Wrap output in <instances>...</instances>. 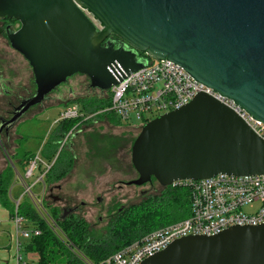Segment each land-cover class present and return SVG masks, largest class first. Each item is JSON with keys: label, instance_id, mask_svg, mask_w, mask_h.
Instances as JSON below:
<instances>
[{"label": "water", "instance_id": "obj_1", "mask_svg": "<svg viewBox=\"0 0 264 264\" xmlns=\"http://www.w3.org/2000/svg\"><path fill=\"white\" fill-rule=\"evenodd\" d=\"M0 17L19 21L8 27L9 42L37 85L1 120L0 135L75 74L110 89L145 65L140 52L179 64L264 122V0H0ZM131 157L138 177L127 184L138 186L261 174L264 139L230 106L199 93L146 121ZM141 264H264V222L177 238Z\"/></svg>", "mask_w": 264, "mask_h": 264}, {"label": "built area", "instance_id": "obj_2", "mask_svg": "<svg viewBox=\"0 0 264 264\" xmlns=\"http://www.w3.org/2000/svg\"><path fill=\"white\" fill-rule=\"evenodd\" d=\"M84 11L97 29L101 30L103 26L100 21L88 10ZM110 90L111 106L105 110L114 113L130 126L133 114L141 120L142 125L165 112L182 107L199 93H207L235 110L255 133L264 139L263 121L255 118L232 99L198 81L184 67L169 59L147 60L144 66L125 73ZM78 109L75 104L66 107L61 111L56 123L65 119H77L82 114ZM77 125L60 142L62 147L71 142L70 138L75 134ZM8 162L14 172L15 181L21 187L20 194L12 201L14 209L11 220L15 228L12 239L17 248L13 264H30V253L37 254L28 252V259H25L18 252L22 246L20 236L29 237L30 231L36 235L40 233L37 228L30 230L25 225L26 217L20 212V205L25 201L29 202L49 228L65 241L67 248L78 252L85 264H141L146 257L163 250L177 238L192 234L212 235L233 225H258L264 222V173H220L199 180H178L168 186L189 188L191 214L187 218L145 234L123 246L106 260L96 263L78 251L48 209L47 199L51 186L47 182V175L54 161L46 162L40 153H36L22 173L10 157ZM38 257L37 254V260Z\"/></svg>", "mask_w": 264, "mask_h": 264}, {"label": "rangeland", "instance_id": "obj_3", "mask_svg": "<svg viewBox=\"0 0 264 264\" xmlns=\"http://www.w3.org/2000/svg\"><path fill=\"white\" fill-rule=\"evenodd\" d=\"M1 18L0 25H3L5 22ZM19 25L20 23L17 20L12 25L11 23L8 24L7 29L8 27L17 29ZM110 37L117 39L113 34ZM116 41L119 43L120 39ZM24 64H26L25 67ZM0 72L5 78L7 90L11 92V94L4 93L0 86V114L3 115L1 120L10 119L12 116L9 112L13 110V107L8 102L13 101L17 104L19 98L27 94L34 95L37 85L29 62L20 52L12 48L9 40L1 33ZM87 82V77L75 75L58 89L64 91L62 97L55 92L51 95V99L48 97L44 102L28 110L21 121L11 128L9 137L8 134L4 135L5 131L3 132V136L0 137L3 140L0 143V172L5 167L10 166L8 162L10 157L22 173V166L15 161L16 158L20 157L16 156L14 158L13 155L17 149L21 146L24 151H31L32 155H35L42 150L45 141L51 140V133L58 125L56 120L64 109L63 104L60 105L64 98L69 97L73 101V105H77V102L81 104L79 101L82 99H87L90 102V100H96L95 98L101 95V92L97 89H95L94 94L89 93V91L93 92L94 87L86 86ZM68 90L71 91V97L66 92ZM73 92L75 93L73 94ZM104 95L110 98L108 92ZM43 108L45 110L40 114L41 116L39 115V119L44 121L35 118V116L30 117L32 116L30 114L35 115L37 111ZM28 115L30 116L26 117ZM130 122L131 126L127 122L119 125L108 116L96 115L87 120L85 124L77 127L76 134L68 147L74 155L73 164H71L72 161L60 160L65 164L64 166L71 165V169L52 184L55 188V195L60 197V201L54 203L55 206L61 208L79 207V213L85 217L91 228L99 233L105 230L109 218L116 214L120 207L139 202L142 197L141 191L152 190L158 192L160 190V184L156 180L152 181V184L146 183L141 186L127 184L128 181L138 177L132 163L131 151L132 145L140 132L138 127L141 125V120L133 114ZM17 133L24 135L25 138L21 140ZM62 148L60 144L57 155L61 153ZM10 168L12 169L11 166ZM18 192L19 187L14 190V193L18 194ZM47 202H49V199H47ZM48 207L50 213H53L51 207ZM5 221L0 225V257L12 256L14 258L17 249L16 244H10L11 239L6 233L9 232L11 238L13 237L11 233H15L14 223L11 219ZM24 240L26 238L20 236L21 243ZM18 252L25 259H28V252L24 247L21 246Z\"/></svg>", "mask_w": 264, "mask_h": 264}, {"label": "trees", "instance_id": "obj_4", "mask_svg": "<svg viewBox=\"0 0 264 264\" xmlns=\"http://www.w3.org/2000/svg\"><path fill=\"white\" fill-rule=\"evenodd\" d=\"M16 21L17 20L14 18H11V20L4 19L5 24L0 25V33L8 40L7 25L10 24V22H12V25ZM113 36H116L118 39L117 35L113 34ZM140 56L144 57L146 60L153 59V57L145 52H140ZM75 75L87 77L88 82L86 83V86L89 87L90 85V87L93 88L91 82H89L90 78L87 75ZM75 75L72 77H75ZM72 77H70L68 81ZM5 82L2 72H0V86L2 91L11 94V92L7 90ZM62 85L63 84L61 83L56 90L49 94L50 99L51 95L57 92ZM95 89L99 90L101 95L96 97V100H90V102H88L87 99H82L79 101L81 104H78L76 101L79 107L78 110L82 113L81 116L77 117V119H65L63 122H59L51 133V140H47L42 148V158H46L49 162L54 161L47 175V182L50 186H52L53 182L59 180L65 172L71 169V165L64 166L65 164L60 161L61 159L62 161H72L71 164H73L74 155L70 151V148H68L70 143L66 145L65 153V147H63L62 151H60L61 153L57 155L60 142L72 128L77 124V127H80L92 116L96 115L108 116L117 122V124L123 125L121 124L123 122L120 118L114 113L105 110V108L111 106V90L94 87L93 92L88 91L89 93L94 94ZM107 92L110 94V98L104 95ZM74 93L75 92H73V94ZM69 95L71 97L72 94L70 93ZM30 96H32V94H27L26 96L19 98L17 104L13 103V101H9L8 104L13 107V110L9 112L10 116H13L12 112H14L16 106L20 105L24 99ZM62 103L65 105L64 109L71 104L73 105V101H71L69 97L64 98ZM2 116L3 115L0 114V122ZM87 116L89 119L86 118ZM142 126L143 124L138 128L141 130ZM74 135L71 136L70 141L73 139ZM2 136L3 133L0 137ZM5 148L7 149V147ZM50 148L53 150H49ZM15 155L20 158L23 157V160L20 161L22 168L26 167L29 164L30 159L34 157L31 151H24L21 146L17 149ZM56 155L57 157L54 159ZM13 176L14 172L10 166L5 167L0 173V201L5 206L11 208V213L13 212L14 207L10 204L8 191ZM155 180L156 179L153 178V181ZM159 189L158 192L148 190L140 198L139 202L130 203L125 205V207H120L117 210V213L109 218L105 230L101 233L91 228L85 220V217L79 213L78 208H71L72 212L65 213L66 208L55 206L50 198L48 205L53 210L52 216L60 225L66 236H68V239L77 247L78 251L94 262L99 263L106 260L123 246L141 238L145 234L149 232L151 233V231L162 226L187 218L191 214L190 190L188 187H166L160 184ZM67 209L70 210V208ZM20 212L26 217L25 225L28 229L32 230L33 228H37L40 231L38 235L30 231L31 235L26 237V240L22 243V247H24L27 252H36L38 254L39 257L38 260H36V264H85L78 252H74L67 248L65 241L49 228L46 221L41 218L39 213L36 212L29 202L25 201L20 205Z\"/></svg>", "mask_w": 264, "mask_h": 264}, {"label": "crops", "instance_id": "obj_5", "mask_svg": "<svg viewBox=\"0 0 264 264\" xmlns=\"http://www.w3.org/2000/svg\"><path fill=\"white\" fill-rule=\"evenodd\" d=\"M25 65L26 64H24V67H25ZM78 89V88H77ZM77 89H75V91H77ZM71 91L73 90V89H70ZM71 91H66V92H68L67 94H70L71 93ZM74 91V90H73ZM63 92L64 91H62V90H57V95H63ZM59 104V103H58ZM62 104H64V103H61L60 105H62ZM72 105V104H71ZM70 105V106H71ZM78 105V104H77ZM64 107H65V105H63ZM47 108V107H46ZM45 110V108H43L42 110H39V111H37L36 113H35V115H33V114H30V115H32V116H30V115H28V116H26V117H33V116H35V118H38L39 119V115L43 112ZM41 116V115H40ZM23 118V117H22ZM39 120H42V121H44L43 119H39ZM21 121V120H20ZM20 121H18V122H20ZM18 122L14 125V126H16L17 124H18ZM14 126H11V128L12 127H14ZM11 128L9 129V131H8V133L7 132H5L4 133V135L6 136V134H8V137H9V132H10V130H11ZM17 135H19V137L21 138V140L22 139H24V135H21V134H18L17 133ZM8 139V138H7ZM43 143H44V141H42ZM46 142V141H45ZM48 143V142H47ZM49 150H53V149H49ZM39 151H40V149H39ZM38 151V152H39ZM42 151V150H41ZM41 151L39 152L40 153V155H41V157L43 156V154L41 153ZM14 155V158L16 157V155H15V153L13 154ZM21 160H23V159H21V158H16L15 159V161L17 162V164H20V161ZM44 160H46V161H48L46 158H44ZM49 162V161H48ZM21 165V164H20ZM24 169V168H23ZM3 170V169H2ZM2 172V171H1ZM0 172V173H1ZM19 187V192H18V194H16V193H14V190L15 189H17ZM20 192H21V187H20V184L17 182V181H15V177L13 176V179H12V181H11V184H10V188H9V191H8V198H9V201H10V204L11 205H13V198H15L17 195H19L20 194ZM7 219H11V208L10 207H8V206H5L1 201H0V225H2V223H5L6 221L5 220H7ZM1 232V231H0ZM5 232V231H4ZM8 235H9V237H10V239H11V245H12V243H13V241H12V238H11V236H10V233L9 232H6ZM11 235H13V233H11ZM1 250V249H0ZM31 255H32V258L30 259V264H36V260H37V254H35V253H30ZM28 255H29V253H28ZM32 260H34V261H32ZM0 264H13V258H12V256H10V257H5V256H2V257H0Z\"/></svg>", "mask_w": 264, "mask_h": 264}, {"label": "flooded vegetation", "instance_id": "obj_6", "mask_svg": "<svg viewBox=\"0 0 264 264\" xmlns=\"http://www.w3.org/2000/svg\"><path fill=\"white\" fill-rule=\"evenodd\" d=\"M4 19H7V20H11V18H4ZM10 23H12V22H10ZM153 181V180H152ZM151 183V182H150ZM152 184V183H151ZM55 186V185H54ZM55 188L53 187V185L50 187V192H49V195H48V197L50 198V200H52V202L53 203H57V202H59L60 201V197L59 196H56L55 195ZM148 190H143V191H141V196H143L146 192H147ZM98 199H99V197H98ZM123 207H125V206H123ZM64 208H66L65 209V213H67V212H72V210H71V208H70V210H68L67 208H69V207H64ZM72 208H79V207H72Z\"/></svg>", "mask_w": 264, "mask_h": 264}]
</instances>
